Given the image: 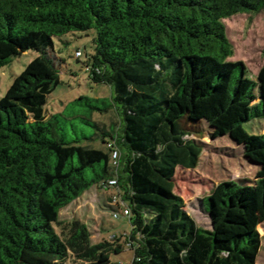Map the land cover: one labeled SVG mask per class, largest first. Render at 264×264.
<instances>
[{
    "label": "trees",
    "instance_id": "trees-1",
    "mask_svg": "<svg viewBox=\"0 0 264 264\" xmlns=\"http://www.w3.org/2000/svg\"><path fill=\"white\" fill-rule=\"evenodd\" d=\"M263 10L264 0H0V67L39 52L0 99V264H120L119 237L94 243L86 222L61 219L95 185L130 210L132 264H257L264 134L244 124L264 119V65L252 79L230 60L225 21ZM92 30L86 68L111 100L81 96L47 115L63 83L55 39ZM114 108L120 123L106 128L95 115ZM183 118L230 136L260 166L254 184L225 181L202 200L210 228L174 190L177 168H195L202 152ZM87 129L94 135L81 137Z\"/></svg>",
    "mask_w": 264,
    "mask_h": 264
},
{
    "label": "rangeland",
    "instance_id": "rangeland-1",
    "mask_svg": "<svg viewBox=\"0 0 264 264\" xmlns=\"http://www.w3.org/2000/svg\"><path fill=\"white\" fill-rule=\"evenodd\" d=\"M228 35L235 46V55L230 60H242L250 69L249 77L254 79L259 69L264 65V10L257 14L242 13L225 21ZM95 31L74 32L62 40L55 39L56 53L52 56L58 66L61 65L63 83L48 97L46 113L55 114L65 110L66 106L81 96L96 99L111 100L112 91L109 85L94 83L89 77L85 62L94 52L93 39ZM77 50H81V58L76 57ZM39 56L36 50H29L13 57L10 62L0 67V99L3 98L14 80L27 66ZM61 63V64H60ZM106 128L119 124L120 118L114 108L108 112L95 115ZM182 128L188 133L186 139L193 140L201 146L202 152L198 165L193 169L178 167L174 182L175 193L185 203V210L195 221L206 228H210L209 217L202 212L201 202L212 194L215 188L225 181L238 180L243 184L252 185L256 181L260 166L247 158L244 147L237 144L230 136H217L214 129L206 122L193 123L188 118L181 121ZM251 134H264V119L252 120L244 124ZM81 137L94 135V129L79 131ZM102 147L100 142L93 144ZM113 191H103L96 185L86 191L79 199L61 211L62 220L79 219L86 222L92 233L94 243L103 240L115 241L124 245V251L113 255L112 261L120 264H132L134 251L130 249L129 235L131 222L128 216H113L110 206V195ZM262 247L257 264H264V223L259 226Z\"/></svg>",
    "mask_w": 264,
    "mask_h": 264
},
{
    "label": "built area",
    "instance_id": "built-area-1",
    "mask_svg": "<svg viewBox=\"0 0 264 264\" xmlns=\"http://www.w3.org/2000/svg\"><path fill=\"white\" fill-rule=\"evenodd\" d=\"M81 51H77L76 52V56L77 57H80L81 56ZM111 146V145H110ZM119 157H120V153L117 149H115L114 151H112V162L114 165H118V160H119ZM109 184L110 185H116L117 184V179L116 178H113L109 181ZM113 197H112V204L113 205H120V209L118 211H114L112 212L113 213V216L115 218H119L120 215L122 216H129L130 215V210L129 208L126 206V204L124 203V201H122L121 199V196L119 194L118 191L116 190H113V193H112Z\"/></svg>",
    "mask_w": 264,
    "mask_h": 264
}]
</instances>
